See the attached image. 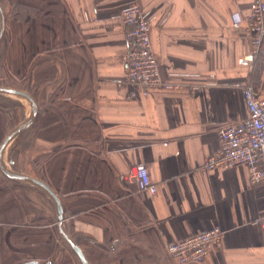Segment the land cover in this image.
Returning a JSON list of instances; mask_svg holds the SVG:
<instances>
[{"label":"crops","instance_id":"obj_1","mask_svg":"<svg viewBox=\"0 0 264 264\" xmlns=\"http://www.w3.org/2000/svg\"><path fill=\"white\" fill-rule=\"evenodd\" d=\"M254 1L0 0V86L38 104L3 162L50 185L89 264H175L170 243L215 227L224 236L201 264H264V181L245 165L202 168L221 127L249 116L239 83L264 99V45L253 56L247 29ZM132 3L151 14L161 77L176 88L144 96L118 84L128 54L119 14ZM31 112L0 95V145ZM138 166L156 194L128 179ZM58 216L43 188L0 169V264H81Z\"/></svg>","mask_w":264,"mask_h":264},{"label":"built area","instance_id":"obj_2","mask_svg":"<svg viewBox=\"0 0 264 264\" xmlns=\"http://www.w3.org/2000/svg\"><path fill=\"white\" fill-rule=\"evenodd\" d=\"M119 18L126 27L128 54L127 73L118 84L129 87L133 95H136L137 87H141L144 96L156 89L176 88L177 84L168 83L161 77L150 37L151 14L140 5L132 3L121 11ZM239 21L240 19L236 24ZM247 29L251 37L252 55L258 56L264 45V0H255L252 3ZM238 87L243 91L249 116L243 121L221 127L220 148L206 160L202 168L212 170L220 166L230 168L245 165L249 168L252 182L259 183L264 181V99L258 96L251 84L239 83ZM128 179L139 190H147L153 194L158 191L144 166L133 168ZM260 226L264 235V218L261 219ZM223 236L224 231L215 227L182 241L170 243L167 251L175 264H201L213 243L221 240Z\"/></svg>","mask_w":264,"mask_h":264},{"label":"water","instance_id":"obj_3","mask_svg":"<svg viewBox=\"0 0 264 264\" xmlns=\"http://www.w3.org/2000/svg\"><path fill=\"white\" fill-rule=\"evenodd\" d=\"M5 29H6L5 14H4L3 8L0 4V41L4 35ZM0 94H10V95L21 96V97L29 100L31 103V106H32V112H31L30 116L22 124H20L17 128H15L13 131H11L5 137V139L3 140V142L0 145V169H1V171L7 177H9L11 179L27 180V181H30L34 184H37L38 186L43 188L52 197L53 201L56 203L57 208H58L59 228H60V235H61L62 240L64 241V243L68 247H70L74 251V253L77 255L81 264H89L86 256L84 255V253H83L82 249L80 248L79 244L77 243V241L73 237H71L64 228L65 217H64V211H63L62 203L60 201V198L55 193V191L50 187V185H48L47 183H45L44 181H42L38 178L13 171V170L7 168L3 162V154H4V151H5L6 147L8 146V144L14 138H16L19 134H21L23 131H25L27 128H29L34 123V121L37 117V114H38V104L36 103L35 99L33 98V96L30 93L23 91V90H20V89H14V88H8V87L0 86ZM26 264H34V263L31 262V263H26Z\"/></svg>","mask_w":264,"mask_h":264},{"label":"rangeland","instance_id":"obj_4","mask_svg":"<svg viewBox=\"0 0 264 264\" xmlns=\"http://www.w3.org/2000/svg\"><path fill=\"white\" fill-rule=\"evenodd\" d=\"M1 95V94H0ZM26 99V98H25ZM27 100V99H26ZM27 103H30V101L29 100H27Z\"/></svg>","mask_w":264,"mask_h":264}]
</instances>
